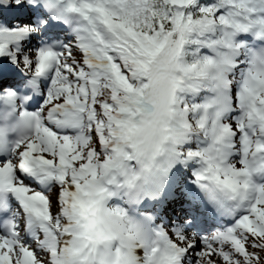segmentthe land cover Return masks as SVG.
I'll list each match as a JSON object with an SVG mask.
<instances>
[{"label":"snow or ice","instance_id":"snow-or-ice-1","mask_svg":"<svg viewBox=\"0 0 264 264\" xmlns=\"http://www.w3.org/2000/svg\"><path fill=\"white\" fill-rule=\"evenodd\" d=\"M46 2L61 18L80 17L76 44L80 54L65 46L62 52L38 49L34 64L25 58V67L31 64L36 76L54 70L40 109L17 111V93L9 90L4 96L9 107L0 113L4 121L0 149L7 145V133H17L18 139L12 145L15 159L0 162V203L13 194L28 223L37 222L43 235L27 244L20 239L15 221H9L7 233L0 234V264H108L99 245L118 239L117 232L130 241L129 264H180L188 254L193 264H264V184L253 179L264 172V47L246 48L236 40L237 34L248 32L264 40V0H217L206 6L198 0ZM9 3L3 0V5ZM11 6L24 8V0H11ZM218 28L217 38H195ZM34 30L29 25L0 28V54L10 42ZM107 35L112 39H105ZM196 43L212 48L214 54L192 53L189 59L186 45ZM237 70L239 115L233 117L234 127L225 117L234 110L230 77ZM117 78L122 85L116 84ZM201 87L215 95L204 103L182 100L181 93ZM105 90L110 93L108 99L103 96ZM120 91L135 94L134 108L118 104ZM147 106L151 119L136 123L135 117ZM125 112L134 132L142 133L137 144L140 155L150 161L145 165L148 170L159 154L172 155V146L190 134L202 133L210 140L207 147L189 150L187 156L202 162L195 177L209 199L229 211L239 210L233 225L197 239L160 232L156 240L148 241L125 210L103 207L113 182L107 178L113 159L108 149H116L105 131L111 134V126L119 125ZM45 120L80 129L86 120L105 152L87 148L90 137L83 131L75 137L62 135ZM237 133L240 159L229 162ZM24 173L58 182L60 208L55 216L50 196L30 187ZM101 210L105 215L97 217ZM74 216L111 222L114 231L111 235L102 230L74 231ZM137 248L144 249L142 259Z\"/></svg>","mask_w":264,"mask_h":264},{"label":"clouds","instance_id":"clouds-1","mask_svg":"<svg viewBox=\"0 0 264 264\" xmlns=\"http://www.w3.org/2000/svg\"><path fill=\"white\" fill-rule=\"evenodd\" d=\"M105 39L111 40L112 37L107 35ZM100 53L99 58L103 59L104 50L101 49ZM113 71H115V69H113ZM122 83L123 82L117 78L116 84L119 86L122 85ZM109 95L110 93L105 90L103 94L104 98L108 99ZM135 101L136 96L134 93L120 91L118 94V104L125 106L131 104L134 108ZM150 110V106L145 107L144 113L135 117L136 123H142V120L151 119L149 116ZM123 115L126 118L123 119L119 125L111 126V134H109L107 129L105 131V135L109 136L110 144L116 146L115 151H112L111 147L108 149V152L112 155L113 159L110 162V171L107 178L113 181L109 185L117 183V179L119 177L124 185H127L129 188H134L137 187L139 183L147 179L150 170L146 169L145 165L150 163V161L146 157L140 155L137 141L141 139L142 133L134 132L132 121L127 118L129 115L127 112ZM82 131L90 137L87 148H98L100 146V142L93 134V131L88 129L86 120ZM87 148H85V151H87ZM125 152L130 153L131 157L125 156ZM165 154L166 152L159 154L156 157L153 166L157 164V158H163ZM102 158L103 156L101 155L99 159ZM129 161H135L138 163L140 170L136 171L133 167H131L128 163ZM103 207L110 208L107 206L106 200L104 201ZM104 215L105 213L101 210L97 214V217ZM97 217L85 219L74 216L73 219L75 223L73 224V230L82 233H89L93 230H102L103 232L111 235L114 231L112 223L107 221L101 222ZM65 223H67V221H65ZM116 235L119 237L118 239H110L108 242L99 245L100 254L108 262V264H129V260L132 258L130 241L123 232H117Z\"/></svg>","mask_w":264,"mask_h":264},{"label":"bare ground","instance_id":"bare-ground-1","mask_svg":"<svg viewBox=\"0 0 264 264\" xmlns=\"http://www.w3.org/2000/svg\"><path fill=\"white\" fill-rule=\"evenodd\" d=\"M57 202H58V196L53 197L52 198V203H53L52 211H53V214H54V208L56 207ZM110 208H112V207H110ZM141 236L143 238H145L146 240H148V237L146 235H144L142 232H141ZM136 251H137V255L139 257H141L143 255L144 249L143 248H137Z\"/></svg>","mask_w":264,"mask_h":264},{"label":"rangeland","instance_id":"rangeland-1","mask_svg":"<svg viewBox=\"0 0 264 264\" xmlns=\"http://www.w3.org/2000/svg\"><path fill=\"white\" fill-rule=\"evenodd\" d=\"M69 49H71L70 47H68ZM130 162V161H129ZM51 194H54L53 196H51ZM56 194H57V192H55V190H52V192L50 193V194H48L49 196H50V198H51V200H52V198L54 197V196H56ZM56 207H58V206H56ZM222 264H224V262H222Z\"/></svg>","mask_w":264,"mask_h":264},{"label":"trees","instance_id":"trees-1","mask_svg":"<svg viewBox=\"0 0 264 264\" xmlns=\"http://www.w3.org/2000/svg\"><path fill=\"white\" fill-rule=\"evenodd\" d=\"M190 55H189V59H190V57H191V52L189 51V50H186ZM202 88V87H201Z\"/></svg>","mask_w":264,"mask_h":264}]
</instances>
